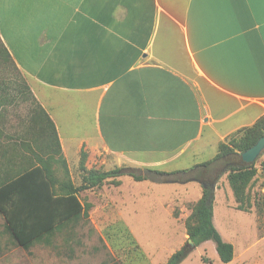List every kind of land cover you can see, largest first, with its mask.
I'll return each instance as SVG.
<instances>
[{"label": "crops", "instance_id": "1", "mask_svg": "<svg viewBox=\"0 0 264 264\" xmlns=\"http://www.w3.org/2000/svg\"><path fill=\"white\" fill-rule=\"evenodd\" d=\"M0 49L67 158L183 171L264 115V0H0ZM15 92L2 67L0 136H42Z\"/></svg>", "mask_w": 264, "mask_h": 264}, {"label": "rangeland", "instance_id": "2", "mask_svg": "<svg viewBox=\"0 0 264 264\" xmlns=\"http://www.w3.org/2000/svg\"><path fill=\"white\" fill-rule=\"evenodd\" d=\"M6 55L3 49L0 69L4 67L16 89L14 97L11 93L12 103L16 104L12 109L38 117L46 135L9 136L11 143L0 136V185L23 171L48 165L57 180V194L61 182L79 186L81 153L76 158L70 152L67 158L59 152L58 136H54L37 108L26 79ZM230 137L204 136V157L214 156L216 144ZM152 165L171 168L157 161ZM122 166L126 165H118L117 157L109 155L90 161L86 158L84 162L87 170L109 171ZM254 167L256 174L244 191V208L235 200L226 167L212 185L213 223L223 240L234 247V258L228 264H264V155L254 162ZM120 178L80 192L85 211L28 249L10 243L0 215V232H5L0 236V264H164L185 246L189 254L180 264H222L214 242L206 241L196 247L189 244V229L197 224L195 208L203 195L199 182L140 183L126 175Z\"/></svg>", "mask_w": 264, "mask_h": 264}, {"label": "trees", "instance_id": "3", "mask_svg": "<svg viewBox=\"0 0 264 264\" xmlns=\"http://www.w3.org/2000/svg\"><path fill=\"white\" fill-rule=\"evenodd\" d=\"M11 63L13 64L12 60ZM14 66V64H13ZM32 97V96H31ZM33 99V98H32ZM35 101V100H34ZM40 109L54 136L55 127L46 112ZM43 130H45L43 128ZM264 135V115L252 126L239 130L224 142H220L213 159L196 165L189 170L161 172L151 169L117 167L109 171L87 170L84 162L87 158L81 151L80 170L82 183L79 186L69 181L59 183V192L55 190L56 178L48 165H38L0 185V215L5 222L6 234L10 243L28 249L35 243L48 238L55 229L80 216L85 207L79 193L100 186L108 179H118L124 175L134 181L154 183H185L197 181L203 187V195L195 208L197 224L189 229V237L196 246L206 241L215 244L217 255L222 264L230 263L234 258V247L223 240L213 223L212 185L223 168L229 172V183L236 202L244 208V191L256 174L253 164H246L242 154L251 148ZM58 143L59 152L61 146ZM264 155V152L260 157ZM5 232H0V236ZM188 246L175 252L164 264H180L189 254ZM3 247L0 244V253Z\"/></svg>", "mask_w": 264, "mask_h": 264}, {"label": "water", "instance_id": "4", "mask_svg": "<svg viewBox=\"0 0 264 264\" xmlns=\"http://www.w3.org/2000/svg\"><path fill=\"white\" fill-rule=\"evenodd\" d=\"M264 152V135L247 151L242 154V160L246 164H253ZM191 246H195L192 240H189Z\"/></svg>", "mask_w": 264, "mask_h": 264}]
</instances>
